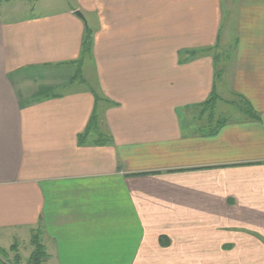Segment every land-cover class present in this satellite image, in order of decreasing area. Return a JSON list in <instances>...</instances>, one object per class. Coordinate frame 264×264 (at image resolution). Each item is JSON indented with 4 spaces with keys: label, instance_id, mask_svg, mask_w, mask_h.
<instances>
[{
    "label": "crops",
    "instance_id": "obj_1",
    "mask_svg": "<svg viewBox=\"0 0 264 264\" xmlns=\"http://www.w3.org/2000/svg\"><path fill=\"white\" fill-rule=\"evenodd\" d=\"M72 1L0 15L7 260L264 264V0ZM86 29L98 88L67 91Z\"/></svg>",
    "mask_w": 264,
    "mask_h": 264
},
{
    "label": "rangeland",
    "instance_id": "obj_2",
    "mask_svg": "<svg viewBox=\"0 0 264 264\" xmlns=\"http://www.w3.org/2000/svg\"><path fill=\"white\" fill-rule=\"evenodd\" d=\"M73 1L72 0H39V1H29V0H10V2L6 5V6H0V15L1 16H4V15H10L12 18H20L22 15L25 16L27 14L30 13V11L32 10V6L33 5H39L40 7L38 8L39 11H46L48 9L50 10H55V11H59L65 7L68 6V4H72ZM5 5V4H4ZM91 17V16H90ZM94 22L96 23V21H92V19L90 18V20H88V23H89V26L91 27L92 25H94ZM220 45V48H222V45L223 44H219ZM222 52H218V55H220ZM91 54V51L89 53H86L84 58H83V61H82V64H81V69L79 68L77 71L75 70V77H77L78 79V82L77 85H72L69 84L70 87H66V89H68L67 91H69L70 89L72 88H83V87H86L84 86V83H83V79H85L86 81V84L91 86L92 88H94L95 90H97V85H98V82L96 80V77H95V69L93 68L94 66V63H93V60H92V57L90 56ZM222 58L225 57V54L222 53ZM222 58H218L219 62L220 60H222ZM217 60V61H218ZM216 61V68L218 67V62ZM80 64V63H79ZM68 72H70L69 70H67ZM80 88V89H81ZM100 93V92H99ZM99 96V97H98ZM98 96L96 95V97L99 98V109H100V105H101V99H102V96L98 94ZM209 98V96H208ZM221 99L219 98L218 102L215 103L216 105L214 106V110H218V109H221L224 108L222 111H228L229 114L231 113L232 111V106L229 105V104H226V103H220ZM240 101L238 100L236 103H239ZM217 106V107H216ZM218 108V109H217ZM100 113V111H99ZM190 120H192L191 122H194L196 123L197 121H202V124L203 122L209 118V116H206V115H202V116H190L188 117ZM197 124V123H196ZM21 256L24 258L25 254L24 252L21 251ZM23 258H22V261H23ZM5 261L8 263V264H16L12 261H9L7 260V258L5 259ZM18 264H22V263H18Z\"/></svg>",
    "mask_w": 264,
    "mask_h": 264
},
{
    "label": "trees",
    "instance_id": "obj_3",
    "mask_svg": "<svg viewBox=\"0 0 264 264\" xmlns=\"http://www.w3.org/2000/svg\"><path fill=\"white\" fill-rule=\"evenodd\" d=\"M90 50H91V31L89 29H86V33L82 44V56H84L86 53H89ZM217 102H218V97L216 96L215 93H211L209 98L205 102L200 104L198 107L203 110H212L216 105L215 103ZM248 114H249L248 116L254 117L251 112H248ZM95 124H96V118L93 117L90 119L86 130L90 131L92 129H95ZM218 124H221V122ZM160 241L165 244L166 242L165 237H161ZM31 244L33 246V251L28 260V264H42L44 260H46L47 255L44 251L42 244L40 243V239L38 235L36 236L34 235L31 238ZM6 258H7V254L5 253V251L0 249V264H8L5 261Z\"/></svg>",
    "mask_w": 264,
    "mask_h": 264
},
{
    "label": "water",
    "instance_id": "obj_4",
    "mask_svg": "<svg viewBox=\"0 0 264 264\" xmlns=\"http://www.w3.org/2000/svg\"><path fill=\"white\" fill-rule=\"evenodd\" d=\"M75 15L79 18H82V16L80 15V13L76 12Z\"/></svg>",
    "mask_w": 264,
    "mask_h": 264
}]
</instances>
